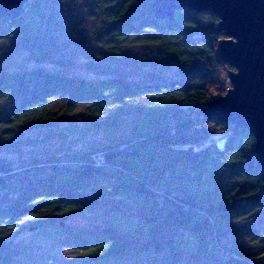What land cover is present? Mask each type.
Wrapping results in <instances>:
<instances>
[{
	"label": "trees",
	"instance_id": "16d2710c",
	"mask_svg": "<svg viewBox=\"0 0 264 264\" xmlns=\"http://www.w3.org/2000/svg\"><path fill=\"white\" fill-rule=\"evenodd\" d=\"M68 1L29 0L19 18L0 19V42L47 60L58 47L52 38L68 24L82 25L69 9L66 22L55 18L54 7ZM154 2L96 0L101 24L88 40L112 50L121 42L153 49L139 64L171 75L20 72L0 55V105L7 107L0 118V264L32 256L31 246L16 242L26 231L53 232L52 243L75 251L79 264H264V174L255 139L202 113L235 71L217 51L227 38L220 20L188 10L160 20ZM78 125L113 141L41 160L32 155L19 166L3 155L20 150L27 132L52 141ZM94 209L105 210L95 224L65 225Z\"/></svg>",
	"mask_w": 264,
	"mask_h": 264
},
{
	"label": "rangeland",
	"instance_id": "374dc122",
	"mask_svg": "<svg viewBox=\"0 0 264 264\" xmlns=\"http://www.w3.org/2000/svg\"><path fill=\"white\" fill-rule=\"evenodd\" d=\"M96 0H69L66 7L62 5L55 6L54 16L61 22H66L69 9L73 20L79 21L80 25L68 24L62 32L55 35L52 40L57 44V49L51 53V56L45 61H39L29 50L22 49L15 42H0V55L6 56L8 65L12 70L25 72L34 69H45L52 71L68 72L85 77H105L111 75H129L130 77H142L143 73H159L161 75H171L174 73L171 69L161 68L155 65L144 66L139 64L141 58L153 53V49L145 47L130 46L124 42L113 44L114 50L106 47L102 43L92 38L101 24L100 16L94 10ZM110 44V43H109ZM116 47V48H115ZM116 51V52H115ZM120 52L121 55H111V53ZM102 52L103 57L98 56ZM234 72V71H232ZM225 83V82H224ZM225 85V84H224ZM222 86V84H221ZM220 86L222 92L212 95L219 99L227 94L231 85ZM211 103V102H209ZM207 103V104H209ZM206 104V105H207ZM205 106L203 107V109ZM7 107L0 105V118L5 117ZM91 125H78L76 133L72 130H65L66 136L63 139L56 138L52 141L46 139V133L27 132L26 141L20 146V150L7 151L3 155L12 160L19 166L23 160L32 157L36 160L37 156L42 157L47 152H59L63 154L65 149L76 151H87L92 146L109 145L113 139L106 136L102 131L94 130ZM15 148V147H12ZM31 159V160H34ZM105 210H90L77 216L69 217L65 220L68 228L82 229L91 224H95L103 217ZM256 226L260 225L259 219L251 222ZM53 232L39 235L35 231H26L16 242L31 246L32 256L26 257L23 263L33 264H79L73 262L76 252L63 247L57 248L51 241ZM31 261V262H30Z\"/></svg>",
	"mask_w": 264,
	"mask_h": 264
},
{
	"label": "water",
	"instance_id": "95a60500",
	"mask_svg": "<svg viewBox=\"0 0 264 264\" xmlns=\"http://www.w3.org/2000/svg\"><path fill=\"white\" fill-rule=\"evenodd\" d=\"M28 1L0 0V19L10 23L19 18ZM152 10L155 18L167 21L186 10L218 17V30L227 38L217 51L235 71L228 76L231 89L205 105L202 113L230 124L233 132H249L255 139L258 169L264 174V0H155Z\"/></svg>",
	"mask_w": 264,
	"mask_h": 264
},
{
	"label": "built area",
	"instance_id": "2783aa9c",
	"mask_svg": "<svg viewBox=\"0 0 264 264\" xmlns=\"http://www.w3.org/2000/svg\"><path fill=\"white\" fill-rule=\"evenodd\" d=\"M230 73H231V72H230ZM228 76H229V74L227 75V79H226L225 83L222 84V86H221L222 88H224L223 86H226V87L229 86V85L232 86V82H231V80H230V78H229ZM224 84H225V85H224ZM228 90H229V89H228ZM228 90H227V91H228ZM220 92H222L221 89H219V92H216V94H219ZM213 94H214V93H213ZM213 94H212V95H213ZM216 94H214V95H216ZM212 95H211V99L209 100V102H212V101L217 100V99H215V97L212 96Z\"/></svg>",
	"mask_w": 264,
	"mask_h": 264
},
{
	"label": "bare ground",
	"instance_id": "6f19581e",
	"mask_svg": "<svg viewBox=\"0 0 264 264\" xmlns=\"http://www.w3.org/2000/svg\"><path fill=\"white\" fill-rule=\"evenodd\" d=\"M213 102V101H212Z\"/></svg>",
	"mask_w": 264,
	"mask_h": 264
}]
</instances>
